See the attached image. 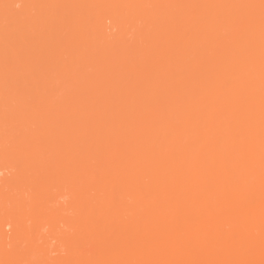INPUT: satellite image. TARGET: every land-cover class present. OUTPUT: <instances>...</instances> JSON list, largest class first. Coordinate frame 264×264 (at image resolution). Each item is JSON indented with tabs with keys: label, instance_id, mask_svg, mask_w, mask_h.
<instances>
[{
	"label": "bare ground",
	"instance_id": "1",
	"mask_svg": "<svg viewBox=\"0 0 264 264\" xmlns=\"http://www.w3.org/2000/svg\"><path fill=\"white\" fill-rule=\"evenodd\" d=\"M0 163V264H264V0H0Z\"/></svg>",
	"mask_w": 264,
	"mask_h": 264
},
{
	"label": "rangeland",
	"instance_id": "2",
	"mask_svg": "<svg viewBox=\"0 0 264 264\" xmlns=\"http://www.w3.org/2000/svg\"><path fill=\"white\" fill-rule=\"evenodd\" d=\"M1 164V163H0ZM3 172H0V177L2 176ZM7 231V230H6Z\"/></svg>",
	"mask_w": 264,
	"mask_h": 264
}]
</instances>
